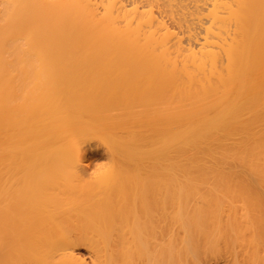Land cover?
<instances>
[{"label":"bare ground","instance_id":"bare-ground-1","mask_svg":"<svg viewBox=\"0 0 264 264\" xmlns=\"http://www.w3.org/2000/svg\"><path fill=\"white\" fill-rule=\"evenodd\" d=\"M246 237L264 247V0H0V264Z\"/></svg>","mask_w":264,"mask_h":264},{"label":"rangeland","instance_id":"rangeland-1","mask_svg":"<svg viewBox=\"0 0 264 264\" xmlns=\"http://www.w3.org/2000/svg\"><path fill=\"white\" fill-rule=\"evenodd\" d=\"M162 21L164 22L165 25H168V23H169V20H168L167 17L166 18H163ZM192 33H193V36L196 37V38L202 37V35L199 34V30H195ZM193 41H195V40L193 39ZM195 42L198 43L197 41H195ZM190 47L192 48V50L194 52H197L198 51V48H199L198 46H194V45H192ZM216 238L217 237H215V239ZM222 238L224 239V237H222ZM159 239H161V240H159L160 241V245H161L162 244V242H161L162 241V238H159ZM212 239L211 240H208V241L206 240V242H210V241H213L214 242L215 239L214 240H212ZM240 240H242V241H240ZM262 240L263 239H259L258 240L257 248L253 252V250H251V244H252L251 237H246V238H243V239L241 238L239 240L234 239V241H238L237 243H235L233 241V239L231 241L230 238H229L228 240H225L227 243H228V241L230 243V244H227L226 246L224 245L225 243H223L224 240H220L218 238V241L217 240L215 241V242H218V243H216L214 245H212V242L208 243V244H210V248H209V245L207 243L205 244V246L208 245V246H206V248H205V246L204 247L203 246L201 247L200 244L198 245V242H197V239H196L194 241L198 245V247L196 246L197 247L196 250L199 249V247H200V249L203 248V249H207V250H205L204 253H202L203 250H199V252L198 251L197 252L200 253V254H198L197 252H195L196 251L194 249L195 248L194 247L195 245H193L194 248H192L191 250H195L194 251V254H197V255L194 256V254H193V255L190 256V253L188 252V249H187V255L189 254L188 257H187L188 259H186V257H185V260H187V263H185L186 261L184 260V258H183L184 261H181L182 259L179 260V261H180L181 264H235V263L236 264L237 263L238 264H257V263H260L261 257H263V253H264V247L262 246V243H263ZM157 241H155V242H157ZM165 241H166V239H165ZM198 241H199V239H198ZM203 241H199V242L200 243L201 242L203 243ZM239 241L244 245L243 247L240 246L242 244H239L238 245ZM157 243L159 244V242H157ZM228 245H230V246H228ZM176 247H178V246H176ZM178 248H180V247H178ZM175 249H177V248H175ZM81 252H83V251H80V254H78L79 256L80 255L81 256L83 255V254H81ZM190 252H192V251H190ZM180 253H182L181 250H180ZM185 255L186 254L184 253V256ZM175 258L176 257L174 256V260H175ZM180 258H181V255H180ZM86 259H87V257L84 258V260H86ZM173 262L176 263L177 261H173Z\"/></svg>","mask_w":264,"mask_h":264}]
</instances>
